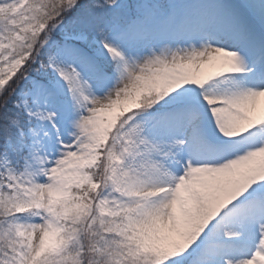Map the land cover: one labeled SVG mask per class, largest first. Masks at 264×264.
I'll return each mask as SVG.
<instances>
[{
	"label": "snow or ice",
	"instance_id": "1",
	"mask_svg": "<svg viewBox=\"0 0 264 264\" xmlns=\"http://www.w3.org/2000/svg\"><path fill=\"white\" fill-rule=\"evenodd\" d=\"M0 264H264V0H0Z\"/></svg>",
	"mask_w": 264,
	"mask_h": 264
}]
</instances>
